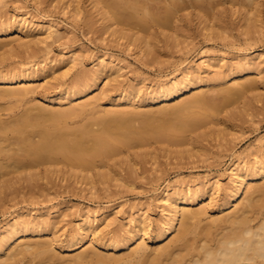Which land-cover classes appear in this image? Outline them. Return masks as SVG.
Returning a JSON list of instances; mask_svg holds the SVG:
<instances>
[{"label":"bare ground","instance_id":"obj_1","mask_svg":"<svg viewBox=\"0 0 264 264\" xmlns=\"http://www.w3.org/2000/svg\"><path fill=\"white\" fill-rule=\"evenodd\" d=\"M89 1L91 7H95L100 15V29L109 30L111 34H119L121 37L124 35L126 38L122 23L137 24L145 21L150 24L148 29L156 25L166 26L180 9H210L223 2ZM229 1L233 7L238 5L234 12H238L244 19L250 18L247 7L254 13L258 11L257 0ZM63 5V10L70 8L68 11L72 12V16L79 18L82 15L78 4L71 6L69 0H63ZM21 19L17 22L20 25L17 28L14 26L15 21L0 20V53L4 55L14 54L15 51H28V61L36 60L40 52L37 45L53 39L58 30L57 26L51 21L43 24L31 23L29 26L25 20L21 22ZM86 20L93 24L90 15ZM245 31L251 32V26H247ZM32 33L36 35L32 36ZM10 34L14 38L5 40ZM130 35L133 40L128 38L132 41L127 46L135 44V47L138 46L143 51L141 54L144 56L152 53L147 51L152 46L151 38L146 39L145 36L135 33ZM162 35L164 39L169 38L166 34ZM15 41L19 43L7 48ZM222 61L223 57L204 53L200 57L199 65L193 67L185 64L180 69L179 77L159 83L140 98L139 103H146V114L157 113L158 119H165H160V123L151 119V123L146 117L149 120H141L138 126L132 121L133 114L138 111L133 107L136 91L131 86L120 90L110 100L111 106L117 107H98L99 97L93 92L100 83V73H118L122 68L116 67L112 60L99 58L96 63L100 66L99 70L92 73L80 72L54 98L45 93L35 94L38 86H33L40 76L46 78L45 85L51 79H57L56 75L49 78L45 75L52 70V66H42L39 72H32L29 69L35 62L5 72L0 70V101L3 102L0 103V172L51 165L58 159L90 168L97 159L112 158L121 154L123 148L129 150L134 146L142 147L151 140L178 145L197 142L199 136L205 135V132L195 135L197 138L191 135L215 122L212 112H220L225 106L227 108L234 96L254 90L256 81L262 77V69L259 67L264 63V55L261 52L248 50L239 55L235 63L226 65L225 69L214 70L215 66L222 65ZM112 79L116 78L109 76L105 84ZM85 96L87 97L84 98ZM172 99L175 102L168 103ZM65 101L68 106L54 107L49 104ZM156 104L160 106H154ZM94 107L98 108L92 111ZM2 110L7 111L5 117ZM88 110H91L89 115ZM240 113L231 110L226 113V117L235 118ZM92 116L93 120H89ZM105 116L107 119H104ZM76 118L85 120L73 125ZM236 125L232 124V127ZM135 156L143 157L144 153L138 152ZM228 169V179L223 184L217 177H212L204 182L199 180L193 188L181 189L176 185L171 188L170 184L164 186L159 196L160 214L152 231V239L156 243L152 249L148 248L143 239L148 233L151 234L152 228L146 210L129 215L123 229H116L114 235L106 239L102 228L98 229L94 225L100 220L99 215L90 217L87 210L78 223L76 232L69 236L66 245L62 247L66 249L65 254H60L52 247V242L57 237L52 230L56 219L49 216L47 210L31 214L29 210L23 212L17 209L0 223V264H201L200 257L204 250L217 245L225 236L250 226L264 225V150H256L251 159L232 163ZM104 175L102 173L101 178ZM81 179H87L90 189H95L96 180L91 174H81ZM115 179L123 180L122 177ZM17 181L18 178L0 179V188H6ZM213 194H222L216 205L219 212L204 221L208 216L207 205L202 202L205 197L213 200ZM106 212L104 209L100 215ZM103 220L105 226L114 221L107 217H103ZM87 234H91L93 238L89 243H83ZM83 245L81 250L69 253Z\"/></svg>","mask_w":264,"mask_h":264},{"label":"rangeland","instance_id":"obj_2","mask_svg":"<svg viewBox=\"0 0 264 264\" xmlns=\"http://www.w3.org/2000/svg\"><path fill=\"white\" fill-rule=\"evenodd\" d=\"M69 2L71 6L79 5L82 12L79 18L71 15L72 12L68 11L70 8L63 10V0H0V20L15 21L16 28L20 26L17 23L20 18L21 22L25 20L29 26L31 23L43 24L51 21L58 29L53 39L37 45L40 52L36 60L28 61V51H15L14 54L4 55L0 53V70L5 72L35 62L29 69L32 72H39L42 66H52V70L45 75L48 78L56 75L57 79H51L45 85L46 78L40 76L33 86H38L35 94L45 93L54 98L80 72L92 73L99 70L100 66L96 64L99 58L112 60L116 67L122 68L118 73L101 72L100 83L93 94H98V107L107 108L111 106L110 100L120 90L131 86L136 91L133 107L138 113L133 114L132 120L135 126L144 120L152 119L158 123L165 119H158L157 113L146 114L144 110L147 105L145 102L139 103L140 98L159 83L179 77L183 65H199L200 57L204 53L223 57L222 65L214 67L216 71L235 63L239 55L248 50H256L264 55V0H257L258 11L255 13L245 7L249 11V19L234 12L238 5L233 7L229 0H223L210 9H180L166 26L156 25L148 29L150 24L145 21L137 24L122 23L121 27L126 31L127 38L100 29V15L95 7H91L89 0ZM241 10L242 8L240 12ZM88 15L92 17L93 24L87 22ZM247 26H251V32L245 31ZM132 33L145 36L146 39L151 38L152 46L147 50L152 52H149V56L142 55L143 51L138 46L136 48L135 44L127 46L133 40L130 35ZM162 34L169 38L164 39ZM12 38L14 35L10 34L5 40ZM18 43L19 41L12 42L7 48ZM259 68L262 69V77L256 81L254 90L234 96L227 108L225 106L220 112H212L214 123L193 132L191 136L194 138H197L195 135L205 132V135L199 136V143L197 141L178 145L151 140L142 147L134 146L129 150L123 148L121 154L112 158L97 159L90 168L58 159L51 165L0 172V179H19L8 185L9 188H0V223L17 209L23 212L29 210L31 214L47 210L49 216L56 219L52 230L57 237L53 240L52 247L60 254H65L66 249L62 247L66 245L69 236L76 232L77 225L87 210L90 217L99 215L100 220L94 225L98 229L102 228L105 239L113 236L116 229H123L129 215L146 210L152 228L151 234L148 233L143 239L148 248L152 249L156 246L152 231L161 210L159 196L166 184H170L171 188L174 185L181 189L193 188L199 180L204 182L212 177H217L223 184L228 179V168L232 163L251 159L256 150H264V63ZM109 76L116 79L105 84ZM173 102L174 99L168 103ZM49 104L54 107L68 106L66 101ZM98 107H94L92 111ZM231 110L241 113L235 118L226 117V113ZM2 112L5 117L7 111ZM90 112L91 110L87 111L88 115ZM128 115L130 114H124ZM94 116L89 117V120H93ZM80 119L76 118L78 122L75 121L73 125L85 120ZM155 121L154 124L157 125ZM232 124L237 125L232 127ZM138 152L144 153V156H135ZM85 173L91 174L96 180L95 189H90L87 179H81V174ZM102 173H105L104 178L100 176ZM118 177L123 180L117 181L115 178ZM221 196L222 194H213V200L207 197L203 199L202 204L207 205L208 215L204 221L218 214L216 205ZM104 209L107 212L100 215ZM103 217L114 221L105 226ZM92 238L91 234H87L83 243H89ZM83 247L84 245L77 247L75 251L72 249L69 253Z\"/></svg>","mask_w":264,"mask_h":264},{"label":"clouds","instance_id":"obj_3","mask_svg":"<svg viewBox=\"0 0 264 264\" xmlns=\"http://www.w3.org/2000/svg\"><path fill=\"white\" fill-rule=\"evenodd\" d=\"M201 264H264V225L225 236L204 250Z\"/></svg>","mask_w":264,"mask_h":264}]
</instances>
